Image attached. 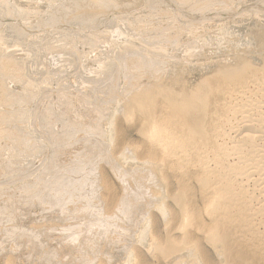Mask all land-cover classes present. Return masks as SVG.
<instances>
[{
  "label": "bare ground",
  "instance_id": "6f19581e",
  "mask_svg": "<svg viewBox=\"0 0 264 264\" xmlns=\"http://www.w3.org/2000/svg\"><path fill=\"white\" fill-rule=\"evenodd\" d=\"M163 263L264 264V0H0V264Z\"/></svg>",
  "mask_w": 264,
  "mask_h": 264
},
{
  "label": "rangeland",
  "instance_id": "374dc122",
  "mask_svg": "<svg viewBox=\"0 0 264 264\" xmlns=\"http://www.w3.org/2000/svg\"><path fill=\"white\" fill-rule=\"evenodd\" d=\"M167 4L169 3V2H166ZM172 5H174V4H168V6H172ZM176 5V4H175ZM174 5V6H175ZM178 5V4H177ZM173 6V7H174ZM143 7H144V5L142 6L141 5V7L140 6H138V8L137 7H135V8H133V10H132V12H137L138 10H142L143 9ZM177 7V6H176ZM137 8V9H136ZM142 8V9H141ZM168 8V7H167ZM177 8H179V7H177ZM146 9V6L144 7V10ZM166 8H164V10H165ZM170 9V8H169ZM168 10V9H167ZM178 10V11H177ZM170 11H172V12H174L173 10H170ZM175 11H177V12H179V9H175ZM180 13V12H179ZM98 30H102V29H98ZM138 130H139V126L137 125V126H133V127H131V128H128V126H126L125 125V128H124V131H123V135H122V138H123V142L124 143H134V142H137L139 139H140V136H139V133H138ZM259 134H257V136H258ZM260 136V135H259ZM126 150L128 151V148H126ZM19 156H17V158H18ZM15 158H16V156H15ZM17 158H16V162H17ZM21 158V157H20ZM19 160V159H18ZM29 159H27V161H28ZM12 162H14V159H12L11 160ZM15 162V166H13L12 167V173L13 172H15V173H17L18 175V177L20 176L19 174H21V171H20V173L18 172V170L17 169H19L20 167V165L18 164V163H16ZM16 165L18 166V167H16ZM27 165V167H28V163H25V166ZM22 167V166H21ZM25 168V170H27V169H29V168ZM15 168H16V171H15ZM14 170V171H13ZM25 170H22V171H25ZM106 171H107V173H108V175L112 178V182L114 183V186H115V189H116V194H117V200H118V198L120 197V186H119V183L117 182V180L113 177V175L111 174V172L106 168ZM14 173V174H15ZM13 174H11V176H9L8 175V177H5V179L3 178V180L1 179V181H7V182H9V183H13V182H15V180L13 179H11L13 176H12ZM16 175V174H15ZM15 175H14V177H15ZM16 176V177H17ZM11 177V178H10ZM16 177H15V179H16ZM19 179H22V177H20ZM173 181V183L175 184V181L174 180H172ZM16 186V185H15ZM51 188H52V186H50ZM193 188H194V190H195V198H196V203H197V205L199 206V208L201 209V210H203V202H202V200H201V197H200V193H199V186H198V184H197V182L195 181V179L193 178ZM60 194L62 193V191H60L59 192ZM205 218V220L208 222V219L206 218V216L204 217ZM162 222L160 221L159 223H158V228H159V231L162 233ZM164 264V263H163Z\"/></svg>",
  "mask_w": 264,
  "mask_h": 264
}]
</instances>
